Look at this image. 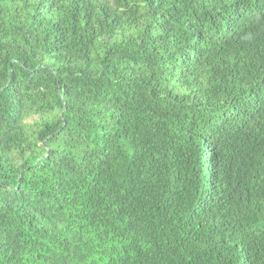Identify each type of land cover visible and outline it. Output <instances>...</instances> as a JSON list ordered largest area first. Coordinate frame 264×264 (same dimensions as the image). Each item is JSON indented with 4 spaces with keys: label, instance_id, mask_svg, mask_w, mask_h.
Segmentation results:
<instances>
[{
    "label": "trees",
    "instance_id": "obj_1",
    "mask_svg": "<svg viewBox=\"0 0 264 264\" xmlns=\"http://www.w3.org/2000/svg\"><path fill=\"white\" fill-rule=\"evenodd\" d=\"M0 264H264V0H0Z\"/></svg>",
    "mask_w": 264,
    "mask_h": 264
}]
</instances>
